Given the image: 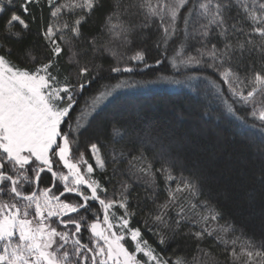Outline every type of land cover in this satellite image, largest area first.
<instances>
[{"label":"snow or ice","instance_id":"6c2138e0","mask_svg":"<svg viewBox=\"0 0 264 264\" xmlns=\"http://www.w3.org/2000/svg\"><path fill=\"white\" fill-rule=\"evenodd\" d=\"M103 7L104 0H22L18 5L15 0L7 4L0 0V18L11 11L0 28V197H8L0 199V264H219L208 249L201 248L208 238L223 247L225 264H264V239L246 238L237 251L240 238L229 240L235 228L218 223L222 214L212 203V194L204 191L203 176L193 170L188 176L174 177L177 162L167 159V144L161 143L153 157L163 161L157 169L143 153L131 156L113 150L112 175L99 138L76 155L80 134L92 126L106 103L119 90L141 84L199 80L227 113L235 116L236 105L247 110L259 122L256 131L264 140V0H111L100 36L89 39L83 27ZM153 24L160 33L156 47L162 56L155 65L167 60L173 74H158L144 82L98 83L105 78L100 75L102 65L95 63L97 57L104 52L115 57L110 45L126 49ZM33 25L42 41V55L37 57L34 48L15 53L12 42L31 33ZM181 32L183 40L169 56V45ZM105 35L108 39L101 47L99 40ZM189 40L200 45L195 54L187 52ZM26 60L31 67L21 66ZM129 61L153 67L144 63L143 50ZM192 66L213 75L177 78ZM110 71L132 73L134 68L125 65ZM241 124L255 127L243 120ZM124 134L112 126L113 138L123 139ZM122 158H128L127 166L117 169ZM118 171L129 179L109 194L106 183ZM157 173L164 175L163 202H158ZM46 174L52 183L40 188ZM140 180L145 187L143 202L139 194L132 195L133 182ZM27 187L32 191L27 192ZM69 195L78 202H68ZM145 209L144 227L157 238L156 245L179 239L194 242L192 261L181 256L170 261L144 239L140 227L131 226L138 211ZM85 231L90 234L88 243L83 242Z\"/></svg>","mask_w":264,"mask_h":264},{"label":"trees","instance_id":"16d2710c","mask_svg":"<svg viewBox=\"0 0 264 264\" xmlns=\"http://www.w3.org/2000/svg\"><path fill=\"white\" fill-rule=\"evenodd\" d=\"M21 2L22 0H15L17 5ZM4 3L7 4V0H4ZM110 3L111 0H104L105 7L97 9L84 25L83 31L87 38L90 39L93 35L100 36L104 15ZM30 7L37 11L34 5ZM10 14L11 11H8L0 18V28ZM44 15L46 18V9ZM180 28H183L182 19ZM32 29L31 33L25 34L22 40L12 42L15 53L23 54L26 49L34 48V54L37 57L42 55V41L36 35V25H33ZM155 29L156 25L153 24L150 31L142 32L126 49L119 44L110 45L117 53L115 57L108 52L98 56L95 63L102 65L100 75L105 78L98 83L115 84L120 80L144 82L155 80L158 74L171 76L175 70L171 68L167 60L161 65H155V61L162 58L161 50L156 47L160 33ZM17 30H19L18 26ZM107 39L106 35L100 38L101 47ZM182 40L181 32L170 43L167 53L169 56L179 47ZM187 43L190 45L187 52L195 54L194 49L200 45L192 40ZM141 50L145 53L144 63L153 67L145 68L143 64L129 61V57ZM89 58L85 57L84 60ZM66 59L67 53L61 63H64ZM39 62L37 60V63ZM81 62L83 63V60ZM25 65L32 66L27 60L21 66ZM125 65L133 67L134 71L132 73L110 71L112 67L123 68ZM183 75L212 76L213 74L210 70H201L197 66H192L189 70H182L181 77L177 78L181 79ZM236 108L235 116L223 110L214 94L199 80L179 84H141L124 88L106 103L92 126L80 134L76 155L78 156L80 151H85L90 143L95 142V138H99L102 143V152L109 161L108 174L112 175L113 150L116 153H131V156L143 153L147 161L153 162V168L157 169L161 167L163 161L159 158L154 160L153 157L159 152L161 143L167 144L169 146L167 159L177 162L173 169V176L179 178L181 174L188 176L193 170L199 171L204 178V191L212 194L214 197L212 203L222 214V219L218 223L220 225L228 223L235 228V232L228 234L227 238L229 240L240 238L237 244V251H239V244L246 238H253L257 242L264 239V140L260 132L256 131V128L260 127L259 122L254 121L248 115V111L242 109L240 105H236ZM242 120L246 125H255V127L242 126ZM113 125L120 128L122 133H126L123 139L113 138L110 135ZM64 127L67 129L66 124ZM86 155L90 157V153ZM122 159L123 163L115 165L117 169H124L127 166L128 158ZM89 162L94 163L91 159ZM96 178H101L99 172L96 173ZM128 179L127 175L118 171L111 182L106 183L109 194L113 188H120L121 181ZM51 183L50 174H46L39 187L45 188ZM155 186L158 191V202H163L167 198L163 174H156ZM171 186L175 188L176 185L172 183ZM26 191L31 192L32 187H27ZM59 191H62V187L57 190ZM144 193V181L133 182V197L139 194L143 202ZM7 198L0 197V199ZM67 200L78 202V198L71 195L67 196ZM132 203L135 206L136 200L133 199ZM93 207L99 208L95 204ZM146 211L147 209L144 212L138 211L131 226L140 227L144 239L156 246L157 251L170 261L178 256L192 261L196 256L194 242L186 243L184 239H179L170 242L167 246L156 245L157 238L144 227L143 218ZM119 214L121 213L118 211L117 215ZM81 215L84 213L81 212ZM88 219H92L91 215ZM149 225L151 226L150 221ZM89 238L90 234L85 231L83 242L88 243ZM201 248L208 249L219 264H225L228 259L223 247L218 246L214 238L205 239L201 243ZM130 250L133 248L130 247Z\"/></svg>","mask_w":264,"mask_h":264},{"label":"rangeland","instance_id":"374dc122","mask_svg":"<svg viewBox=\"0 0 264 264\" xmlns=\"http://www.w3.org/2000/svg\"><path fill=\"white\" fill-rule=\"evenodd\" d=\"M66 171V170H65ZM101 219H102V214H101ZM53 226H56V225H53Z\"/></svg>","mask_w":264,"mask_h":264}]
</instances>
